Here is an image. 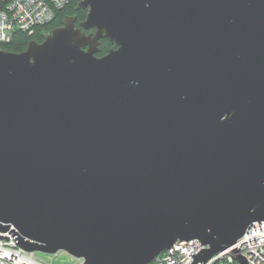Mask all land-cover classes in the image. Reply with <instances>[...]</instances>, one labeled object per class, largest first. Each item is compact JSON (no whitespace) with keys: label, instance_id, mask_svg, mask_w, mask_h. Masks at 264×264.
I'll return each instance as SVG.
<instances>
[{"label":"water","instance_id":"1","mask_svg":"<svg viewBox=\"0 0 264 264\" xmlns=\"http://www.w3.org/2000/svg\"><path fill=\"white\" fill-rule=\"evenodd\" d=\"M78 7L0 49V232L82 264L197 239L205 263L264 221V0Z\"/></svg>","mask_w":264,"mask_h":264},{"label":"built area","instance_id":"2","mask_svg":"<svg viewBox=\"0 0 264 264\" xmlns=\"http://www.w3.org/2000/svg\"><path fill=\"white\" fill-rule=\"evenodd\" d=\"M68 0H10L0 9V44L12 39L19 30L32 33L37 24H44L54 18L55 9L63 7ZM11 232H0V264H52L17 246ZM205 246L197 239L176 241L173 246L157 255L149 264H190ZM241 255L247 264H264V221L253 223L237 242L205 263L196 264H238L235 257ZM65 264V263H58ZM67 264V263H66ZM78 264H82L79 260Z\"/></svg>","mask_w":264,"mask_h":264},{"label":"trees","instance_id":"3","mask_svg":"<svg viewBox=\"0 0 264 264\" xmlns=\"http://www.w3.org/2000/svg\"><path fill=\"white\" fill-rule=\"evenodd\" d=\"M10 0H0V9H4L7 3ZM80 0H69L65 6L55 9L54 18L47 23L36 26L31 34L19 30H15L12 34V39L7 43H1L0 49H3L8 52H22L26 47L27 43L31 40L37 42L42 41L43 35L45 32L50 31L51 29L62 25V20L65 16H74L75 17V26L77 27L79 22L82 21L86 14L87 10L78 7ZM115 44L105 38L99 39L98 53L96 56L100 57L109 52L111 48H114Z\"/></svg>","mask_w":264,"mask_h":264},{"label":"rangeland","instance_id":"4","mask_svg":"<svg viewBox=\"0 0 264 264\" xmlns=\"http://www.w3.org/2000/svg\"><path fill=\"white\" fill-rule=\"evenodd\" d=\"M39 25H41V24L35 25L32 28V31L31 32H33L34 28L36 26H39ZM25 32H27V31H25ZM36 256H38L42 260H46L48 262H51L52 264H58V263L78 264L79 263V260L78 259H74L71 256H69L66 252L64 253L62 251H59V252L55 253L54 255H49V254H46V253L36 252Z\"/></svg>","mask_w":264,"mask_h":264}]
</instances>
